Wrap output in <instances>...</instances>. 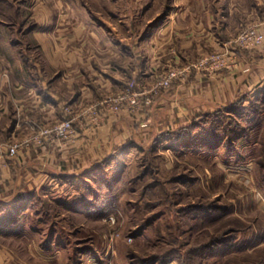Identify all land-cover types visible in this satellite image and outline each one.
<instances>
[{"label":"rangeland","instance_id":"obj_1","mask_svg":"<svg viewBox=\"0 0 264 264\" xmlns=\"http://www.w3.org/2000/svg\"><path fill=\"white\" fill-rule=\"evenodd\" d=\"M171 2L0 0V22L10 24L9 41L46 6L70 29L87 27L92 49L105 48L99 39L106 38L123 48L142 37ZM251 26L264 33L258 23L242 24L236 49L264 45L247 48L237 41ZM98 28L99 39L91 34ZM9 51L0 46L1 55ZM231 53L208 52L190 65L198 69L193 65L215 57L212 68L199 70L233 69L238 60ZM146 96L149 104L141 108L152 107ZM243 100L197 110L176 129L144 124L101 166L39 182L19 214L13 212L16 221L0 222V264H264V94L242 106ZM155 114L160 119L165 111Z\"/></svg>","mask_w":264,"mask_h":264},{"label":"crops","instance_id":"obj_2","mask_svg":"<svg viewBox=\"0 0 264 264\" xmlns=\"http://www.w3.org/2000/svg\"><path fill=\"white\" fill-rule=\"evenodd\" d=\"M171 1L158 26L149 28V23L142 37L123 48L118 41L100 40L98 28L91 34L105 48L92 49L84 35L87 27L70 29L68 23L55 21L46 6L31 12L32 24L27 28V23L22 24L19 35L14 33L9 41L5 34L10 24L0 22V46L11 50L9 55L0 54L1 206L13 207L37 190L41 181L58 182L101 166L103 158L132 139L144 124L176 129L194 112L261 95L264 45L241 50L233 42L242 24L258 23L264 30V0ZM55 33L61 36L59 42ZM28 47L31 53H23ZM225 49L238 60L233 69L215 73L191 69L164 94L153 93L162 70L184 68L208 52ZM130 83L152 98L151 108L113 112L100 105L105 98L123 93ZM93 105L95 112L88 111ZM155 110L165 114L158 119ZM64 119L72 120L74 127L67 138L40 145L33 140L22 145L17 155L9 154L11 145Z\"/></svg>","mask_w":264,"mask_h":264},{"label":"built area","instance_id":"obj_3","mask_svg":"<svg viewBox=\"0 0 264 264\" xmlns=\"http://www.w3.org/2000/svg\"><path fill=\"white\" fill-rule=\"evenodd\" d=\"M237 41L247 48L258 47L264 43V33L257 27L251 26L239 35ZM215 60V57H205L204 59L199 61V63L193 65V68L207 69V65L209 64V66L212 68V65L215 64ZM191 69V65L180 69H169L162 77H160V79L156 81L152 88V91H155V89H157L158 91V89L170 88L175 81L184 79ZM144 95L145 93L140 92L136 89L135 83H130L129 87L123 93L105 98L102 102H100V105H102V107H108L113 112H119L123 110L134 112L137 109H140L143 104H149L148 99H143ZM95 109L96 106L93 105L88 109V111L91 110L92 112H95ZM73 131L74 127L72 120L64 119L49 128L42 129L34 137L24 141L23 143H16L14 145H11L9 148V154L11 156L17 155L22 145H28L33 140H35L36 143L40 145L44 141L65 139Z\"/></svg>","mask_w":264,"mask_h":264},{"label":"trees","instance_id":"obj_4","mask_svg":"<svg viewBox=\"0 0 264 264\" xmlns=\"http://www.w3.org/2000/svg\"><path fill=\"white\" fill-rule=\"evenodd\" d=\"M166 12H165L164 15H162L159 18H157V20L155 22L151 23L150 26H149V28H154V27L158 26L163 21L165 15H166ZM263 94H264V91L261 93V95H263ZM244 102L245 101L243 100L241 102L242 104H240V105L243 106L244 105ZM27 198L28 197H25V198H22V199L18 200L16 203L13 204V207H10V208L9 207H4V206H1L0 205V222H4L8 218V220L13 221V223H14L16 221V219L18 218V217H16V215L14 213L17 212V214H19L18 212L21 211V208L23 207V205H24L25 201L27 200ZM10 216H12V217H10Z\"/></svg>","mask_w":264,"mask_h":264}]
</instances>
